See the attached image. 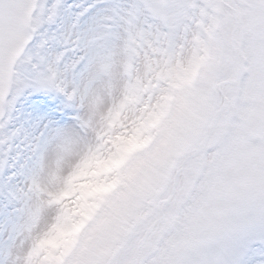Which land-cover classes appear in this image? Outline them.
Segmentation results:
<instances>
[{"label": "snow or ice", "instance_id": "1", "mask_svg": "<svg viewBox=\"0 0 264 264\" xmlns=\"http://www.w3.org/2000/svg\"><path fill=\"white\" fill-rule=\"evenodd\" d=\"M0 264H264V0H0Z\"/></svg>", "mask_w": 264, "mask_h": 264}]
</instances>
